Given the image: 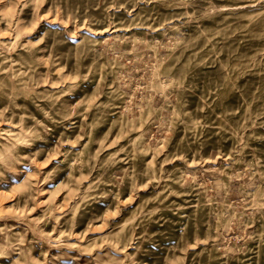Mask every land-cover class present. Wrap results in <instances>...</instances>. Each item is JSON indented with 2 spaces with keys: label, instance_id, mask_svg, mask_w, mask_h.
<instances>
[{
  "label": "rangeland",
  "instance_id": "374dc122",
  "mask_svg": "<svg viewBox=\"0 0 264 264\" xmlns=\"http://www.w3.org/2000/svg\"><path fill=\"white\" fill-rule=\"evenodd\" d=\"M0 264H264V0H0Z\"/></svg>",
  "mask_w": 264,
  "mask_h": 264
}]
</instances>
